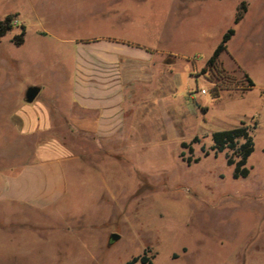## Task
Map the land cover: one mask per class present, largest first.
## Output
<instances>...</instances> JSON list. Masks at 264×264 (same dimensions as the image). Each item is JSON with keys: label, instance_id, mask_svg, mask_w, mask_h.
I'll return each mask as SVG.
<instances>
[{"label": "rangeland", "instance_id": "obj_1", "mask_svg": "<svg viewBox=\"0 0 264 264\" xmlns=\"http://www.w3.org/2000/svg\"><path fill=\"white\" fill-rule=\"evenodd\" d=\"M7 18L19 24L0 38V170L30 161L43 140L17 134L9 119L30 86L58 80L72 40L121 35L159 53L175 90L165 102L182 122L177 141L143 151L55 135L73 157L66 195L43 212L0 208V264H126L144 255L153 264H244L264 241V0H0ZM230 30L219 57L228 80L214 98L204 69ZM242 74L251 90H242ZM241 124L254 151L249 176L234 179L232 152L216 154L212 134ZM113 234L120 239L110 243Z\"/></svg>", "mask_w": 264, "mask_h": 264}, {"label": "crops", "instance_id": "obj_2", "mask_svg": "<svg viewBox=\"0 0 264 264\" xmlns=\"http://www.w3.org/2000/svg\"><path fill=\"white\" fill-rule=\"evenodd\" d=\"M120 36L72 40V60L69 66L57 64L58 80L34 85L41 89L36 100L29 104L24 98L26 104L10 117L17 134L43 140L30 161L0 170L1 209L43 212L66 195V167L73 157L55 135L88 136L113 152L143 151L179 139L182 117L165 102L175 90L165 83L164 59ZM243 262L264 264V241L254 243Z\"/></svg>", "mask_w": 264, "mask_h": 264}, {"label": "trees", "instance_id": "obj_3", "mask_svg": "<svg viewBox=\"0 0 264 264\" xmlns=\"http://www.w3.org/2000/svg\"><path fill=\"white\" fill-rule=\"evenodd\" d=\"M12 19L7 18L0 21V38L4 37L9 30L13 28ZM234 34L232 30L227 32L222 40V43L215 50L212 57L208 60L207 66L204 69V73L210 76L211 82L215 84L212 89L213 97H218L222 90H225V83L228 80L226 73L219 60L220 55L226 51V42ZM17 45H22L25 42V30L22 34L15 37ZM246 86L242 87V90H251L254 87V83L249 79L246 74H242ZM227 79V80H226ZM196 140H198L196 138ZM213 150L217 153H221L225 150L232 152L233 157L226 158L227 166L233 167V178H246L250 174V170L247 168V160L254 151V144L250 136L248 127L244 124L241 126L230 129L216 131L212 134ZM186 143H183V147H186ZM190 152H193V148H189ZM193 160L188 159V163L191 164ZM153 264L152 258L144 255L143 257L134 258L126 264Z\"/></svg>", "mask_w": 264, "mask_h": 264}, {"label": "water", "instance_id": "obj_4", "mask_svg": "<svg viewBox=\"0 0 264 264\" xmlns=\"http://www.w3.org/2000/svg\"><path fill=\"white\" fill-rule=\"evenodd\" d=\"M41 89L37 86H31L28 88L25 94V100L27 103L31 104L33 103L36 98L38 97ZM120 239V236L117 234L111 235L110 243L116 242L117 240Z\"/></svg>", "mask_w": 264, "mask_h": 264}, {"label": "built area", "instance_id": "obj_5", "mask_svg": "<svg viewBox=\"0 0 264 264\" xmlns=\"http://www.w3.org/2000/svg\"><path fill=\"white\" fill-rule=\"evenodd\" d=\"M19 24V21L17 20V19H14V20H12V25L14 26V25H18ZM202 93H206V91L205 90H203L202 91Z\"/></svg>", "mask_w": 264, "mask_h": 264}]
</instances>
